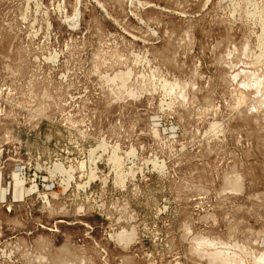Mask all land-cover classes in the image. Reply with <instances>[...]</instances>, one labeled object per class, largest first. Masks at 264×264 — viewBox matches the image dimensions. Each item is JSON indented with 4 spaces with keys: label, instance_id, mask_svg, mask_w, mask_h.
Segmentation results:
<instances>
[{
    "label": "rangeland",
    "instance_id": "rangeland-1",
    "mask_svg": "<svg viewBox=\"0 0 264 264\" xmlns=\"http://www.w3.org/2000/svg\"><path fill=\"white\" fill-rule=\"evenodd\" d=\"M216 263L264 264V0H0V264Z\"/></svg>",
    "mask_w": 264,
    "mask_h": 264
},
{
    "label": "bare ground",
    "instance_id": "bare-ground-1",
    "mask_svg": "<svg viewBox=\"0 0 264 264\" xmlns=\"http://www.w3.org/2000/svg\"><path fill=\"white\" fill-rule=\"evenodd\" d=\"M121 75V74H120ZM118 77V76H117ZM111 81V80H110ZM121 83V82H120ZM120 88V87H119ZM216 131V130H215ZM94 151V150H93ZM92 151V152H93ZM91 152V153H92ZM95 152V151H94ZM90 153V152H89ZM93 155V154H92ZM155 164V163H154ZM232 178V177H231ZM66 181V180H65ZM239 182V181H238ZM237 185V184H236ZM238 189V188H237ZM134 235V234H133ZM128 239V238H127ZM200 239V238H199ZM205 240V239H204ZM203 241V240H202ZM120 243V242H119ZM202 243V242H201ZM209 243V242H208ZM213 243V242H212ZM219 243V242H218ZM204 244H206V243H204ZM198 245V244H197ZM207 246V245H206ZM210 246V245H209ZM208 247V246H207ZM213 248V247H212ZM242 249V248H241ZM215 254H218V253H215ZM197 255V254H196ZM213 255H214V253H213ZM225 255V254H224ZM217 256V255H216ZM232 256V255H231ZM260 256V255H259ZM219 257V256H218ZM221 257V256H220ZM263 257V256H262ZM215 258V257H214ZM259 258V257H258ZM224 260V259H223ZM227 260V259H226ZM211 261V260H210ZM217 261V260H216ZM259 261H261V260H259ZM218 262V261H217ZM225 262V261H224ZM230 262V261H229ZM219 263V262H218ZM226 263V262H225ZM217 264V263H216Z\"/></svg>",
    "mask_w": 264,
    "mask_h": 264
}]
</instances>
